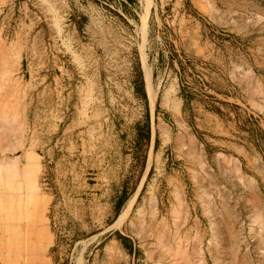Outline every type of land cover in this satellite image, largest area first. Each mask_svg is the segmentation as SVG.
<instances>
[{
  "label": "rangeland",
  "instance_id": "rangeland-1",
  "mask_svg": "<svg viewBox=\"0 0 264 264\" xmlns=\"http://www.w3.org/2000/svg\"><path fill=\"white\" fill-rule=\"evenodd\" d=\"M0 264H264V0H0Z\"/></svg>",
  "mask_w": 264,
  "mask_h": 264
},
{
  "label": "trees",
  "instance_id": "trees-1",
  "mask_svg": "<svg viewBox=\"0 0 264 264\" xmlns=\"http://www.w3.org/2000/svg\"><path fill=\"white\" fill-rule=\"evenodd\" d=\"M133 4V0H122V5L124 6V8H126V4ZM189 6V5H188ZM172 62V60H171ZM178 73L180 75V78H179V83H180V98L182 99V103H183V111L184 109H186L187 107H189V105L192 103V101H194V97L190 94V92H187L186 90V87H184V84H183V78L182 76L184 75L185 73V67L184 65L182 64V62L179 60L178 61ZM135 93L139 96H141V98L146 101V94H145V91H144V86H143V80H142V75H141V71L140 69L137 70V83L135 84ZM218 102L220 105H223V106H228L227 103L225 102H220V101H216ZM238 107L235 106V109H237ZM205 109H207L208 111L216 114L217 116H219L220 118H224L227 116V114H225L220 107H217V106H208L206 107ZM236 117V116H235ZM250 129V128H249ZM257 129H250L249 130V133H250V136L253 135V132H255ZM260 132V135L262 136V139H263V133L261 130H259ZM145 140L148 141L149 140V129H148V124L145 125ZM122 238L121 236H119V240L122 241ZM127 241V240H126ZM128 249V248H127Z\"/></svg>",
  "mask_w": 264,
  "mask_h": 264
},
{
  "label": "bare ground",
  "instance_id": "bare-ground-1",
  "mask_svg": "<svg viewBox=\"0 0 264 264\" xmlns=\"http://www.w3.org/2000/svg\"><path fill=\"white\" fill-rule=\"evenodd\" d=\"M145 71H146V81H147V93H148V96H149V98H150V100H151V102L153 101V97H154V92H153V90H152V88H151V85H150V83H149V72H148V69H147V67L145 66ZM150 70V69H149ZM154 102V101H153ZM153 104V103H152ZM133 201V200H132ZM132 201H129L128 203H127V205H126V207H125V209H124V211H122L121 212V215L119 216V218H118V222L121 220V218H123L124 216H125V214L128 212V210H129V208L131 207V204H132ZM125 218V217H124Z\"/></svg>",
  "mask_w": 264,
  "mask_h": 264
}]
</instances>
